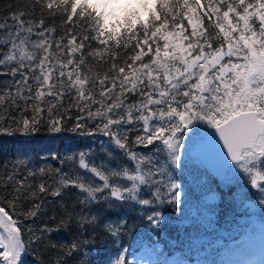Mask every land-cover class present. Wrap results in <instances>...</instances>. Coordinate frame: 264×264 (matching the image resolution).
Here are the masks:
<instances>
[{"label":"snow or ice","instance_id":"1","mask_svg":"<svg viewBox=\"0 0 264 264\" xmlns=\"http://www.w3.org/2000/svg\"><path fill=\"white\" fill-rule=\"evenodd\" d=\"M198 125L264 194V0H29L0 19V136L70 131L108 145L100 163L52 154L60 167L20 160L0 175V264L45 246L68 264L101 227L119 238L127 221L102 223V208H151L160 226V209L181 203L174 173ZM68 228L70 245L51 240Z\"/></svg>","mask_w":264,"mask_h":264},{"label":"trees","instance_id":"2","mask_svg":"<svg viewBox=\"0 0 264 264\" xmlns=\"http://www.w3.org/2000/svg\"><path fill=\"white\" fill-rule=\"evenodd\" d=\"M29 0H0V19L17 11ZM67 97L65 101L67 102ZM30 114V113H29ZM209 128L198 125L194 132L185 138V147L179 171L174 177L181 184V203L178 207L164 205L161 225L152 226L147 215L151 208L126 204L112 210L102 208V223L122 217L127 221L122 235L114 239L101 228L86 234L91 241L82 246V252L68 258V264H74L83 253H87L90 264H112V261L127 249V264H133L134 258L147 252L157 264H227L246 244L245 238L251 232L250 220L257 218L264 223V194L252 189L243 173L235 166L227 169L226 176L218 179L193 156L194 149ZM105 137H81L72 132L51 134L41 130L33 136H0V175L11 170L13 165L23 160L30 167H60L58 160L51 159L52 154L59 156L75 155L79 151L91 152L93 159L100 163L104 160L108 145ZM137 151L148 153L150 149L139 148ZM131 167V162L120 158ZM67 170V166H65ZM82 171V170H81ZM68 203L76 199L77 190ZM82 195V194H79ZM144 195H148L147 192ZM210 199V204L208 200ZM192 202L191 211L187 205ZM208 201V202H205ZM19 210V209H17ZM206 213L200 218L197 213ZM51 214V213H50ZM26 223H31L27 221ZM40 224H53L47 218ZM254 229V227H253ZM79 234L74 228L52 233L55 243L70 245ZM85 237H80L83 240ZM225 258H222L224 252ZM62 253L51 248L38 247L25 257V264H34V257L42 258L43 264H54Z\"/></svg>","mask_w":264,"mask_h":264},{"label":"rangeland","instance_id":"3","mask_svg":"<svg viewBox=\"0 0 264 264\" xmlns=\"http://www.w3.org/2000/svg\"><path fill=\"white\" fill-rule=\"evenodd\" d=\"M184 197V195H181ZM209 201V202H208ZM208 204H210V199L208 200ZM187 205L191 207V211L195 209L197 212V208L193 207L192 202H188ZM207 214L197 213L196 216L202 218ZM137 264H152V261L148 256L139 257L136 260ZM233 264H264V231H260L254 238H252L249 242L245 244L244 250L237 254L235 257Z\"/></svg>","mask_w":264,"mask_h":264},{"label":"water","instance_id":"4","mask_svg":"<svg viewBox=\"0 0 264 264\" xmlns=\"http://www.w3.org/2000/svg\"><path fill=\"white\" fill-rule=\"evenodd\" d=\"M212 129L208 133H211ZM209 137L206 135L200 144V147L195 152L204 164L211 169L218 177H224L225 171L228 167L233 166L230 160L222 155L219 150L213 151L208 147Z\"/></svg>","mask_w":264,"mask_h":264}]
</instances>
